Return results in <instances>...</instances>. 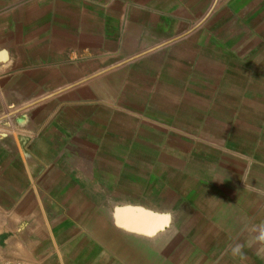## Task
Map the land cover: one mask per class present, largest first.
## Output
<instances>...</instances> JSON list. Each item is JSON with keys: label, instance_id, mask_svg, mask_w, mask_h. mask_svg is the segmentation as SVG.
I'll list each match as a JSON object with an SVG mask.
<instances>
[{"label": "crops", "instance_id": "crops-1", "mask_svg": "<svg viewBox=\"0 0 264 264\" xmlns=\"http://www.w3.org/2000/svg\"><path fill=\"white\" fill-rule=\"evenodd\" d=\"M135 80L163 96L223 97L222 118L193 99L205 118L177 125L174 143L201 153L148 131L136 155L133 121L120 148L114 102L135 96ZM138 185L191 200L190 217L120 194ZM120 204L169 212L171 224L154 237L125 231ZM263 210L264 0H0V262L264 264ZM170 232L185 254L167 251Z\"/></svg>", "mask_w": 264, "mask_h": 264}, {"label": "rangeland", "instance_id": "rangeland-1", "mask_svg": "<svg viewBox=\"0 0 264 264\" xmlns=\"http://www.w3.org/2000/svg\"><path fill=\"white\" fill-rule=\"evenodd\" d=\"M136 71L140 74H142V69L140 67V70ZM146 75V74H145ZM143 77V76H142ZM130 82V80L128 81ZM157 82V81H154ZM133 84H135L137 88L135 90V96H130L127 94V92H122L119 94L118 98L114 102L116 105V114H117V120H118V135L121 137L120 141L122 142L121 147H123L124 150H126V135L125 131L128 127L127 121L134 122L135 125V151L136 155H141L142 147L143 145V139L144 135L143 133L150 131L151 137L154 136V138L151 139L155 145H158L159 142V136L166 135L167 141L163 143V147H177L180 148L183 152H194V153H201L200 149L197 147L196 144H188L178 142L177 144L174 143L175 139H178V137L183 136L184 133H181L179 130L180 128L177 127V125L180 126H193L195 130L198 129V124L205 118L206 113H198L196 111L192 112L189 111L188 104L192 102L193 99H197L199 103L203 104H210L212 102L215 105V116L216 118H222L224 114V99L222 96H214L212 100H210V96H208L205 92L206 89H200L202 86H199L200 91H203L204 94H200L198 96H195L194 94H191L193 90L184 89L183 91H186L187 94L185 95H177L174 94L173 90L168 89V94L166 96H163L159 94L158 90L155 92H150L148 88L144 87L142 84L138 83L136 80L132 81ZM201 83V81H200ZM143 87V88H142ZM148 91L150 92V95H148ZM165 97V98H164ZM103 103L106 104V102H109L108 97L104 96ZM180 101H182L181 107ZM151 104L150 107L148 105ZM164 104V105H162ZM107 105V104H106ZM159 107H166V111L159 112ZM106 113H104L105 115ZM209 114V113H208ZM104 128V134H110V132L113 131V129L110 131L108 124L103 125ZM108 126V127H107ZM115 126V125H114ZM113 126V128H114ZM166 131V133H162ZM216 131H221L220 127L215 128ZM186 135V134H185ZM187 136V135H186ZM191 138V137H190ZM182 141H185L183 138ZM190 141V140H187ZM141 143V144H139ZM144 146V145H143ZM121 150V149H120ZM198 153V154H199ZM167 191L172 188V185H167ZM135 193L130 195L129 197H126V191L120 194H123V196L126 198H130L131 200H134L136 202H146L151 205H159L166 204V206L169 205H175L178 206L179 210H181L184 214H187L186 216L190 217L191 213V207L190 202L191 200H177L173 194H166L165 197L167 200H159V196L157 195L156 190L150 191L146 187H142V185H138L135 187ZM121 197V196H120ZM264 214V210L262 211V215ZM188 226V225H186ZM177 227L176 229H174ZM180 228V224H173L171 229L168 231H177ZM190 230V229H189ZM175 243H181L180 249L181 252L178 254H185L184 249L189 246V243L185 240V237L181 238L180 236H175V233L170 232L167 237V246L166 249L170 254L173 251V246Z\"/></svg>", "mask_w": 264, "mask_h": 264}, {"label": "water", "instance_id": "water-1", "mask_svg": "<svg viewBox=\"0 0 264 264\" xmlns=\"http://www.w3.org/2000/svg\"><path fill=\"white\" fill-rule=\"evenodd\" d=\"M6 60V53L4 56ZM142 212L147 215L143 220L139 221L138 216ZM113 220L117 227L138 235L145 237H154L157 234L165 231L171 224V213L169 212H160L153 209L146 208L142 205H133V204H120L116 205L113 209ZM159 216H164V223L159 226H154V218ZM148 223H143L142 221H147Z\"/></svg>", "mask_w": 264, "mask_h": 264}, {"label": "clouds", "instance_id": "clouds-1", "mask_svg": "<svg viewBox=\"0 0 264 264\" xmlns=\"http://www.w3.org/2000/svg\"><path fill=\"white\" fill-rule=\"evenodd\" d=\"M255 239L259 242L264 243V226H261L258 234L256 235ZM230 253L233 257L242 256V246L240 244H235L230 248Z\"/></svg>", "mask_w": 264, "mask_h": 264}, {"label": "built area", "instance_id": "built-area-1", "mask_svg": "<svg viewBox=\"0 0 264 264\" xmlns=\"http://www.w3.org/2000/svg\"><path fill=\"white\" fill-rule=\"evenodd\" d=\"M0 264H32L26 261H19V260H5L1 261Z\"/></svg>", "mask_w": 264, "mask_h": 264}, {"label": "bare ground", "instance_id": "bare-ground-1", "mask_svg": "<svg viewBox=\"0 0 264 264\" xmlns=\"http://www.w3.org/2000/svg\"><path fill=\"white\" fill-rule=\"evenodd\" d=\"M147 208V207H146ZM145 214L144 212H142L140 215ZM156 220V218L153 219V221ZM147 222H150L149 220ZM155 223V222H154ZM160 225V224H159ZM158 224H154V226H159Z\"/></svg>", "mask_w": 264, "mask_h": 264}]
</instances>
